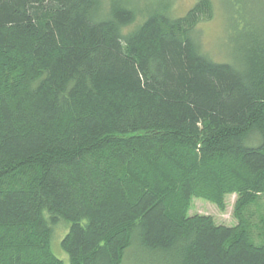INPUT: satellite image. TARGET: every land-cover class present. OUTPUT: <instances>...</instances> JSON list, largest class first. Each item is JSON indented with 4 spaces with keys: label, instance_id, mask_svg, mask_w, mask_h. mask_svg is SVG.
<instances>
[{
    "label": "trees",
    "instance_id": "obj_1",
    "mask_svg": "<svg viewBox=\"0 0 264 264\" xmlns=\"http://www.w3.org/2000/svg\"><path fill=\"white\" fill-rule=\"evenodd\" d=\"M260 1L0 0V264H264Z\"/></svg>",
    "mask_w": 264,
    "mask_h": 264
},
{
    "label": "rangeland",
    "instance_id": "obj_2",
    "mask_svg": "<svg viewBox=\"0 0 264 264\" xmlns=\"http://www.w3.org/2000/svg\"><path fill=\"white\" fill-rule=\"evenodd\" d=\"M198 0H175L173 7V15L176 17L183 16L192 8ZM215 5L214 19L208 23L202 24L198 29V42L202 51L216 61H230V53L232 49L231 42L227 35L230 20L227 16L226 0H213ZM257 8V7H256ZM258 10L264 19V0L258 2ZM229 13V10H228ZM230 15V14H229ZM260 15V16H261ZM237 196L230 195L226 198L225 211L208 201L201 199H193L189 216H208L212 217L218 225L226 227H234L238 224L235 217V206ZM68 227L62 224L56 232L55 254L66 258L65 252L60 248V240L66 234Z\"/></svg>",
    "mask_w": 264,
    "mask_h": 264
}]
</instances>
